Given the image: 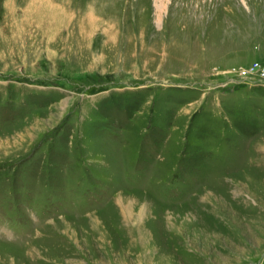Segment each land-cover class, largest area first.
I'll return each instance as SVG.
<instances>
[{"label": "rangeland", "instance_id": "obj_1", "mask_svg": "<svg viewBox=\"0 0 264 264\" xmlns=\"http://www.w3.org/2000/svg\"><path fill=\"white\" fill-rule=\"evenodd\" d=\"M263 70L264 0H0V264H264Z\"/></svg>", "mask_w": 264, "mask_h": 264}, {"label": "bare ground", "instance_id": "obj_2", "mask_svg": "<svg viewBox=\"0 0 264 264\" xmlns=\"http://www.w3.org/2000/svg\"><path fill=\"white\" fill-rule=\"evenodd\" d=\"M63 105H65V103H62ZM120 200L118 201V204L120 205V207H121V210H122V212H123V214L125 215V216H131L132 218H133V213H134V210H135V212H136V210L137 209H135L134 207L136 206L135 204H133V202H129V203H125V199L124 198H119ZM142 203V202H141ZM155 203V202H154ZM140 208H139V210H138V212H140V215L141 216H143V215H146V211H147V206H146V204H141L140 206H139ZM137 220H139V221H142L143 219H137ZM14 254V256L13 257H15L17 254H15V253H11V252H8V251H1L0 252V255L1 256H3V258L5 257L6 259L8 258V259H10L11 257H12V255ZM14 259V258H13ZM12 259V260H13ZM18 261H19V259H18ZM21 264V263H20ZM23 264V263H22Z\"/></svg>", "mask_w": 264, "mask_h": 264}, {"label": "built area", "instance_id": "obj_3", "mask_svg": "<svg viewBox=\"0 0 264 264\" xmlns=\"http://www.w3.org/2000/svg\"><path fill=\"white\" fill-rule=\"evenodd\" d=\"M263 74H264V70H263V72H262Z\"/></svg>", "mask_w": 264, "mask_h": 264}]
</instances>
